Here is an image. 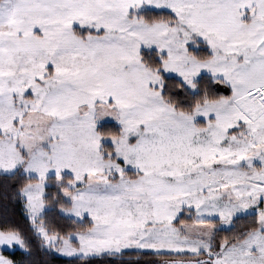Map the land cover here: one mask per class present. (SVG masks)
<instances>
[{"label": "snow or ice", "instance_id": "snow-or-ice-1", "mask_svg": "<svg viewBox=\"0 0 264 264\" xmlns=\"http://www.w3.org/2000/svg\"><path fill=\"white\" fill-rule=\"evenodd\" d=\"M0 264H264V0H0Z\"/></svg>", "mask_w": 264, "mask_h": 264}]
</instances>
